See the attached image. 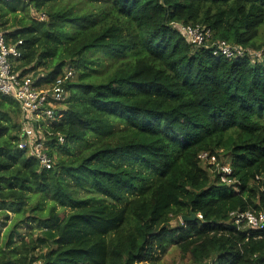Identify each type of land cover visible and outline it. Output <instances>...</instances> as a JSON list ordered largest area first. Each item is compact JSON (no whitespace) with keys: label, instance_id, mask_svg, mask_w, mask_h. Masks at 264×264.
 Returning a JSON list of instances; mask_svg holds the SVG:
<instances>
[{"label":"trees","instance_id":"obj_1","mask_svg":"<svg viewBox=\"0 0 264 264\" xmlns=\"http://www.w3.org/2000/svg\"><path fill=\"white\" fill-rule=\"evenodd\" d=\"M0 30L23 41L16 71L48 70L39 85L76 70L43 128L49 169L20 147V105L0 93V211L15 214L0 264H158L172 246L195 264H264V229L230 216L264 211V0H0ZM217 40L263 57L214 55ZM202 152L229 161L231 184ZM28 222L38 239L22 237Z\"/></svg>","mask_w":264,"mask_h":264},{"label":"built area","instance_id":"obj_2","mask_svg":"<svg viewBox=\"0 0 264 264\" xmlns=\"http://www.w3.org/2000/svg\"><path fill=\"white\" fill-rule=\"evenodd\" d=\"M38 15V17H37ZM35 18L44 20V13L37 14ZM186 37L188 42L195 46H207L211 38V30L205 26L196 24L173 23ZM212 42V41H211ZM23 41L7 42L0 30V93L13 97L20 105L22 111V132L20 134V147L27 150L30 155L36 157L43 168H52L54 158L50 156L46 139L43 136V128L47 121H55L56 111L61 108L69 97L68 81L75 78L76 70L68 66L51 83L39 85L41 79L46 76L32 73L22 74L15 70V62L23 55ZM214 55H222L226 58L255 57L261 55L253 49H245L239 44L230 43L226 40H217L211 43ZM45 123V124H44ZM60 144L65 143L63 135L58 134ZM201 161L210 162L214 170L220 175V180L231 184L232 168L229 161L202 152L199 155ZM264 190V189H263ZM200 219L202 215H197ZM230 216L238 227V230L264 229V211H233ZM31 264H40L35 261Z\"/></svg>","mask_w":264,"mask_h":264},{"label":"rangeland","instance_id":"obj_3","mask_svg":"<svg viewBox=\"0 0 264 264\" xmlns=\"http://www.w3.org/2000/svg\"><path fill=\"white\" fill-rule=\"evenodd\" d=\"M32 14L36 17L33 10H32ZM37 17H38V15H37ZM260 33L262 35L263 30H261ZM253 50L256 51L257 53H259L260 55H262V53H263L262 50L261 51L255 50V49H253ZM89 55H91V54H89ZM99 57L101 58L100 61L103 63V67H101L103 72H107V71H110L113 69L114 62L112 61L111 58H109L105 55H102V54H100ZM262 57H263V55H262ZM262 57H261V59H262ZM107 65L110 68H108ZM47 71H48L47 69L40 68L39 70L36 71V73H37L36 75H42L43 74L45 76L46 75L45 73ZM63 107L65 108V105L58 106V108H63ZM202 165H203V167L207 168L209 171H211V172L213 171V169L210 167V165H213V164H211L210 162L202 161ZM68 212H69V209H67V210H61L60 209V215L62 217ZM14 216H15V214L12 211H7V212H1L0 211V237H2V235L5 233L6 229L11 225ZM179 220L182 222L181 218ZM179 220L174 219L172 221V225L177 224V222ZM36 227H38V225L34 222H28V224L24 223L21 226L22 237H25L31 231H34L33 238L35 240L38 239L39 236L42 235V233H41V229L36 228ZM20 239H21V237L18 238V240H20ZM38 251L40 252L39 249L37 250V252ZM157 263L158 264H195L189 255L182 257L181 252L175 246L170 247L169 251L165 255H163Z\"/></svg>","mask_w":264,"mask_h":264},{"label":"water","instance_id":"obj_4","mask_svg":"<svg viewBox=\"0 0 264 264\" xmlns=\"http://www.w3.org/2000/svg\"><path fill=\"white\" fill-rule=\"evenodd\" d=\"M196 218H197L196 213H191L190 216H182V217H181V219H182L183 222H185V221H190V220H192V219H196Z\"/></svg>","mask_w":264,"mask_h":264},{"label":"clouds","instance_id":"obj_5","mask_svg":"<svg viewBox=\"0 0 264 264\" xmlns=\"http://www.w3.org/2000/svg\"><path fill=\"white\" fill-rule=\"evenodd\" d=\"M198 217V216H197ZM183 222V221H182Z\"/></svg>","mask_w":264,"mask_h":264}]
</instances>
